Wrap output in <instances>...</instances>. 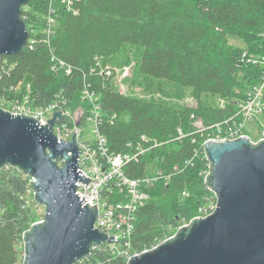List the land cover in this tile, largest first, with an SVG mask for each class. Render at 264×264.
Masks as SVG:
<instances>
[{
    "label": "trees",
    "instance_id": "trees-1",
    "mask_svg": "<svg viewBox=\"0 0 264 264\" xmlns=\"http://www.w3.org/2000/svg\"><path fill=\"white\" fill-rule=\"evenodd\" d=\"M72 1L70 11L62 0H31L22 8L33 42L19 55L0 60V100L22 101L28 95L34 107H44L66 98L71 110L83 106L82 125L90 108L81 100L86 89L101 101L98 129L113 152L134 151L142 136L161 144L125 166L130 178L156 169L171 175L168 183H155L137 214L129 253H140L196 216L207 201L203 142L217 125L238 118L246 92L264 74L263 66L249 61L264 57V0ZM51 7L58 24L45 42ZM130 52L140 74L189 90L196 105L120 93L109 71L116 69L118 56ZM54 62L65 67L54 71ZM32 202L38 205L31 176L11 165L0 167V264H25V238L37 223ZM76 264H125V258L100 248Z\"/></svg>",
    "mask_w": 264,
    "mask_h": 264
},
{
    "label": "water",
    "instance_id": "water-1",
    "mask_svg": "<svg viewBox=\"0 0 264 264\" xmlns=\"http://www.w3.org/2000/svg\"><path fill=\"white\" fill-rule=\"evenodd\" d=\"M30 2L0 0V60L19 55L31 39L21 18ZM62 118L61 111L55 112L43 125L0 108V167L27 172L37 204L45 207L44 221L25 238V264H76L94 246L112 242L94 227L97 208L76 194L78 182L88 186L91 181L78 171L75 136L59 142L53 132ZM205 149L212 166L208 183L218 196L216 211L129 264H264V142L253 145L243 137L207 142Z\"/></svg>",
    "mask_w": 264,
    "mask_h": 264
},
{
    "label": "built area",
    "instance_id": "built-area-1",
    "mask_svg": "<svg viewBox=\"0 0 264 264\" xmlns=\"http://www.w3.org/2000/svg\"><path fill=\"white\" fill-rule=\"evenodd\" d=\"M62 1L64 3L67 2L69 11L72 10V0ZM74 13L77 14V11L74 10ZM57 24V11L51 7L47 16V26L42 32L45 42L55 34ZM32 42L33 40L30 39L27 44ZM251 60L264 68V57L252 58L249 61ZM54 63V71L58 70V65L62 68L65 67V64L62 62ZM66 72L70 74L71 69L67 68ZM109 73L115 74L116 77V69L114 72L112 70L109 71ZM128 74V69L125 68L122 79L127 78ZM115 83L120 90L124 89L122 81L117 83L115 80ZM246 95V100L239 105L238 118L228 120L224 127L217 125L216 133L209 135L203 142V155L209 162V169L204 172L205 183H208V178L212 173V166L205 149L207 142L222 143L238 140L243 137H247L253 145L264 142V129L258 128V136L256 138L249 136L247 129L250 122L264 115V74L260 81L246 92ZM81 98L82 102L90 104L89 113L84 118L82 125H80V121L85 112H82L79 117H74L75 114L68 106L66 98H62V101L57 99L55 102L44 107H34L31 96L26 95L22 101L7 102L6 105L9 107L2 109L11 114L29 115L43 125H48V120L53 117L55 112H62L63 118L56 121L53 126V132L59 142H71L75 136L79 147L78 171L82 176L89 178L91 181L88 186L83 182H78L76 194L80 197L81 202L85 199L90 208H97V218L94 227L112 239L110 243L94 246L90 253L96 249L103 248L109 250L112 255L116 254L124 257L125 264H129L132 258L150 252L160 245L171 241L184 228H189L194 222L205 219L216 211L218 196L209 187L211 197L199 208L196 216L190 220L183 221L170 235L151 249L140 253H129L137 214L150 200V189L160 180L168 183L171 175L161 169H156L154 174L145 175L142 178H130L127 176L125 173V166L127 164L138 161L141 156L158 148L161 144L155 141L151 142L150 138L142 136L141 140L143 143H138L134 151L128 154L113 152L110 149L107 138L101 135L98 129V124L103 115V108L99 97L89 93L85 89L81 92ZM84 127H91V131L85 133ZM204 129L202 126H198L199 131H203ZM179 135L180 137L183 136L181 130H179ZM146 144H150V146L147 147L145 146ZM58 165L62 167L64 162L59 161ZM182 196L188 197L189 194L183 192ZM42 221H44V218ZM89 255L80 261H84Z\"/></svg>",
    "mask_w": 264,
    "mask_h": 264
},
{
    "label": "rangeland",
    "instance_id": "rangeland-1",
    "mask_svg": "<svg viewBox=\"0 0 264 264\" xmlns=\"http://www.w3.org/2000/svg\"><path fill=\"white\" fill-rule=\"evenodd\" d=\"M32 29V28H31ZM230 42L239 47H245L246 45L238 38H231ZM116 82H121L124 85V89L119 92L125 95H132L138 98H142L148 101L153 102H162L166 104L172 105H184V106H195L196 102L192 98L190 91L181 89L170 83L159 81L156 79H152L150 77H146L138 72L136 67V56L134 53H125L118 58H116ZM128 69V77L123 78V70ZM219 102V101H218ZM221 103V102H220ZM7 102L0 100V105L2 108H8L6 105ZM74 117H79L82 112H85L83 106L75 105L74 107ZM198 126H202V123L199 122ZM91 128V127H90ZM90 128H85V133L90 132ZM258 128L264 129V115L259 116L256 120L250 122L248 124V135L252 138H256L258 136ZM207 199L211 197V194L208 193ZM32 207L36 211V220L37 223L43 220V216L45 215V207L41 205H37L32 202Z\"/></svg>",
    "mask_w": 264,
    "mask_h": 264
}]
</instances>
